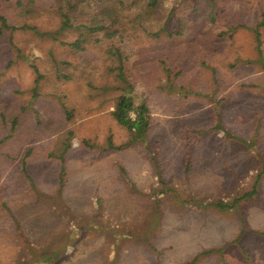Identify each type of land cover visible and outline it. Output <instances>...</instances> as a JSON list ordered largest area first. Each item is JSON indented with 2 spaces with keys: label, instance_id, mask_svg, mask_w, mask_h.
<instances>
[{
  "label": "rangeland",
  "instance_id": "1",
  "mask_svg": "<svg viewBox=\"0 0 264 264\" xmlns=\"http://www.w3.org/2000/svg\"><path fill=\"white\" fill-rule=\"evenodd\" d=\"M16 1H0L11 25L58 30L57 19L21 18ZM121 1L126 18L147 16ZM263 13L264 0H165L151 24L79 54L61 43L73 33L4 32L0 138L2 114L20 123L0 143V264H264V174L253 197L214 206L252 192L263 170ZM167 21L183 35H149ZM126 84L150 130L111 149L109 138L131 137L112 116Z\"/></svg>",
  "mask_w": 264,
  "mask_h": 264
},
{
  "label": "trees",
  "instance_id": "2",
  "mask_svg": "<svg viewBox=\"0 0 264 264\" xmlns=\"http://www.w3.org/2000/svg\"><path fill=\"white\" fill-rule=\"evenodd\" d=\"M0 1L9 3L12 0ZM164 1L165 0H137L135 4L141 5L139 10L141 9L144 11L147 16L144 17V15L130 19L126 18L124 15V13L130 12V9L125 10V8H122L123 10H121V8L118 7L119 5L125 7L124 2L121 0H17L15 2V10L19 12L21 18L29 17L28 19H41L50 17L53 20L57 19L59 28L56 32L39 33V28L26 23L21 26L11 25L10 19L0 8V36L6 31L14 32L18 29H24L58 42V38H61V35L65 32H69L76 35V40L70 43L60 40L62 41V45L70 47L76 54L84 53L90 46L96 47L101 44V38H105V40L110 43L115 41L116 38H126L128 36L129 27L132 24L140 23V21L145 18L147 19L144 20V22L146 21L147 25L151 24L150 16L161 7ZM41 4H43V6H40ZM136 11H138L137 7ZM168 21L161 31L156 33L150 32L149 35L159 38L161 37V33H165L169 37L183 35V32L180 30L179 32L173 30L170 31ZM261 25H264V13L262 14ZM257 36L260 38L258 33ZM258 44V62L261 63L264 68V56L260 47L261 42L258 41ZM107 53L114 58L113 62L114 64L117 63V71L120 72V77L124 78L125 64L123 53L116 48L115 45L110 46L107 49ZM63 64L69 66L67 62ZM32 68L36 74L33 92L35 97H39L38 91L44 77L40 73L38 67L32 66ZM64 77L70 80L68 75H65ZM123 82L125 84L126 80L124 79ZM126 86V88L122 89L123 92L119 97V104L112 112V116L119 125L125 127L129 131L131 137L127 143L119 147H114L112 138H109L108 147L111 149L120 150L136 143H143L146 141L150 130L151 116L149 115L148 107L143 102L136 103L134 98L131 97V85L126 84ZM1 118L3 123L8 126L0 138V143L3 144L14 136V133L17 131V126L20 123V119L16 116L9 121L5 114H2ZM84 143L87 144V142ZM30 155L31 152L29 151L27 152L26 157H29ZM23 166L24 168L27 167L26 160L23 161ZM263 174L264 166L262 173L256 178L252 192L235 199L232 203L220 202L214 204V206L220 210H230L235 208L244 199L253 197L256 193L257 184L260 182Z\"/></svg>",
  "mask_w": 264,
  "mask_h": 264
}]
</instances>
